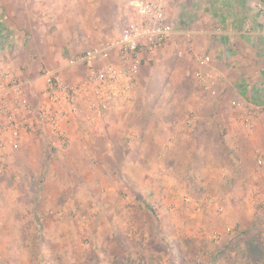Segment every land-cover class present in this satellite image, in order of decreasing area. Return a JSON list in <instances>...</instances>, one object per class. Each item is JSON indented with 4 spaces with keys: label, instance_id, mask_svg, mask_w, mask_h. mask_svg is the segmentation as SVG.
Returning <instances> with one entry per match:
<instances>
[{
    "label": "rangeland",
    "instance_id": "rangeland-1",
    "mask_svg": "<svg viewBox=\"0 0 264 264\" xmlns=\"http://www.w3.org/2000/svg\"><path fill=\"white\" fill-rule=\"evenodd\" d=\"M44 1L41 4L52 6L58 18L57 31L52 34L49 23L42 16L39 18V13L33 12L35 20L34 17L31 20L39 28H48V37L69 38L74 44L73 52L59 66L66 63V68L70 58L100 45H87L82 39L73 41L72 38L83 33V30L74 32L67 26L73 0ZM139 1L143 0H80L78 9L82 13L77 10L76 13L82 20L79 15L83 14L85 6L97 8V14L85 25L92 27L95 23L99 26L102 19L106 21L108 9L109 15L123 10L119 23L123 27L135 18V4ZM163 1L167 12L170 0ZM118 2L122 5L116 9ZM259 3L264 5V2ZM66 7L69 11L60 12ZM256 9L258 12V5ZM181 16L184 14L176 10L175 17ZM2 38L0 32V42L5 41V37ZM14 40L5 42L15 45ZM187 43L191 45L192 40ZM13 44L12 51L15 50ZM164 53H159L154 61L143 67L140 85L125 111L113 117L108 113L106 118L110 124L106 127L83 121V107H88L87 101H81L80 121L73 124L70 132L73 134L71 140L75 138V149H81L86 155L80 157L73 151L55 150L50 145V134L32 132L29 134L32 140L14 149L9 161L0 166L2 171L11 168L17 174L0 173V264L262 262L264 165L259 167L257 161L264 160V152L247 141L245 136H251L253 131L242 126L228 102L222 104L217 112L219 115L213 119L224 143L216 139L210 143L211 150L204 151L200 159L197 158L199 153L196 158L189 159L188 154L200 145L196 138L192 144L183 145L182 150L189 152L187 155L186 150L181 154L176 145L178 141L168 138L176 148L169 151L176 156L166 162L156 159L154 154L151 156L153 146L157 145L154 133L163 139H166L165 132L171 135V128H158L167 114H174L172 121H185L189 119V111L185 110L197 98L205 104L213 102L212 97L200 91L202 86L197 79L200 69L196 62L193 59L188 62L180 50L170 57ZM16 64L25 63L11 62L8 70L1 73H14L11 68ZM62 77L65 84L77 86L86 74L82 68H75L64 72ZM154 108L160 111H151ZM206 113L204 117L209 114ZM133 132L135 137L130 138ZM189 134L195 137L193 132ZM103 143L108 145L110 162L116 164L113 163L112 171L101 166L107 162L102 154ZM215 147H221L222 157L221 151L216 155L212 153ZM125 152L139 158H127L119 166L118 162L123 159L117 154ZM131 163L137 164L133 165L134 169ZM9 179L17 183L23 180V183H15V190L4 187ZM19 198L25 200L24 210L11 207L10 201L19 202ZM19 211L24 212L20 216L24 222H18L16 214Z\"/></svg>",
    "mask_w": 264,
    "mask_h": 264
},
{
    "label": "crops",
    "instance_id": "crops-1",
    "mask_svg": "<svg viewBox=\"0 0 264 264\" xmlns=\"http://www.w3.org/2000/svg\"><path fill=\"white\" fill-rule=\"evenodd\" d=\"M41 1L42 0H0V32L3 37L2 39H4V37L5 41H7V39L9 41L10 39H15V45L11 43L14 45L15 50L13 51L10 42H0V74H2V70H8L7 65L9 67L11 62H24L25 64L22 66L16 64L11 68L15 70L14 73L8 72L28 82V94L31 99H33L34 104L42 100V92L45 87L44 76L46 72L59 70L60 75L64 76V72L66 73V71L70 70L65 68L66 63L62 66L59 65L62 64L61 62H63L64 59L66 60L68 54L73 52L72 48L74 46L72 40L69 38L55 39L52 35L48 37V28L43 26L39 28V25H36V22L31 20L33 17L35 20L33 12L39 13V18L42 16L46 19L47 24L49 23V29L52 31V34L57 31L56 27L60 26L56 24L58 18H55V12L52 10V6L49 5L50 8H48L47 5L44 4L46 1L43 0L44 3L42 4ZM79 1L80 0H73L69 6L71 11L67 26H69L70 30H74V32L83 30L82 36L77 35V38L75 37L76 39L72 38L74 42L82 39L81 41H86L87 45H101L105 41L112 40L121 34L122 29L127 24L125 23L123 27L121 24L119 25L123 10L122 12L117 10L114 12L116 13L115 15H109L110 12L108 9L106 21L102 19L99 26L95 23L92 27H89L85 25H88L89 21H92L93 16L97 14V8L85 6L83 14L79 15L83 17L81 20L76 13V10L77 12L80 11V14L82 13V11L78 9ZM258 2H264V0H177L176 2L170 0L167 16L169 21L173 23L177 33L161 52L164 51L167 57H170L169 55L173 54L176 50H180L182 53L184 52L183 54L186 56L188 62H192L191 60L193 59L200 70L204 69V67L195 60L197 56L211 57L212 65L210 69L218 80V86L214 89L215 94H213V90H206L204 87H202V89L200 88V91H202L204 95L206 94L205 96L212 97L213 102L205 104L203 101H197V98V102L195 101L192 106L189 108L187 107V110H185V112L189 111L187 116L189 119L185 121L174 119V121H172L173 118L171 117L174 114L166 115V119L163 120V123L160 127L158 126V128H171V135L167 136L168 133L165 132L164 135L166 139H163L159 137L158 133H154V143L157 145L153 146L151 156L154 154L153 157L162 159L164 162L176 156L175 153L169 151L176 148L172 145L171 140L168 141V138H171L172 141L175 142L178 141L177 144H174L179 145V150L182 152V155L186 150L184 148L182 150L183 145L185 144L187 146L188 142L192 144L193 140L196 138V143L200 145L192 149V152H190L192 154H188L189 159L196 158L197 153H199L197 158L200 159L204 151L207 152L211 150L209 147L210 143H214L213 141L216 139H219L220 143H224L221 142L223 137H220L217 133V128L213 120L219 115L217 112L220 111L224 102H228L233 113L235 112L231 106L233 101H242L247 105L264 109V39L261 36L260 20L256 9ZM89 3H91V1H89ZM85 4H88L87 1ZM121 5L122 2H118L116 9H119ZM69 9L66 7L60 10V12H66L69 11ZM176 10L180 11V13L182 12L184 17L181 16L180 18H176ZM74 27L76 28L73 29ZM189 40H192L191 50L193 53L189 50L190 45L187 43ZM139 85L140 84L133 89L127 98H123L114 104L110 111V116L113 117L115 114L125 111L127 103L132 99ZM83 109L85 110V112H83L85 115L83 121L88 123V125H96L100 128H104L106 125L110 124L108 118L103 121L98 120L89 115L86 107H83ZM151 111L160 110L154 108ZM205 112L209 113H206L209 118L203 116ZM78 121L80 120L64 125L68 132L70 144L68 149L62 150V152L71 153L73 151L75 156L81 157L86 154L81 149H75V138L73 137L71 140L72 133L70 132L73 124L75 122L78 123ZM188 127H194V129L190 128L189 130ZM248 130L253 131V133L251 136H245L248 138L247 141L249 143H254L259 150H263L262 152H264V114L259 116L255 120L253 128ZM192 132L195 135L194 138H192V134H189ZM134 135V132L131 133L130 138H134ZM179 135H181V137ZM108 138V140H110V137ZM29 139V135L26 136L25 139L20 142L21 144L19 143L17 148L26 145L28 143L27 141L32 140V138ZM106 143H108V141H106ZM161 143H163V146ZM107 147L108 145L103 143L102 154L105 155L107 162L101 166L105 168V170H111L114 168L112 167L114 162H110L112 156L108 153ZM220 148L221 147L213 148L212 153L216 155L217 152L221 151ZM12 151L9 153L7 161H9ZM187 153L189 152L186 150V155ZM212 153L210 154L212 155ZM181 154H178L179 158L182 157ZM117 155L123 159L118 162L120 164L119 166H121L123 161L127 158L132 160L139 158V156L129 155L127 152ZM88 156L91 155L88 154ZM220 156H223L222 151ZM131 164V169H134L133 165H137L134 163ZM114 165L116 166L115 163ZM125 167L126 165L122 167L124 173ZM4 172L6 175H17L14 169L11 168L5 171L0 170V173ZM22 181L20 183H23ZM15 183L17 182L9 179V185L5 184L4 187L15 190V187H17ZM10 204L11 207H19L21 210H24L26 207L25 200L21 198H19V202L16 200L10 201ZM108 208L109 207H107V209ZM22 214H24V212L22 213L21 211L16 214L19 220L18 222L25 221L23 217H20Z\"/></svg>",
    "mask_w": 264,
    "mask_h": 264
},
{
    "label": "built area",
    "instance_id": "built-area-1",
    "mask_svg": "<svg viewBox=\"0 0 264 264\" xmlns=\"http://www.w3.org/2000/svg\"><path fill=\"white\" fill-rule=\"evenodd\" d=\"M257 5L264 39V5ZM176 33L164 1L143 0L135 4V18L127 22L118 37L68 60L66 68H82L86 74L77 86L65 84L59 70L48 71L42 100L34 104L28 82L9 72L0 74V166L32 132L50 134V145L55 150L68 149L70 140L64 125L80 118L81 101H87L89 115L105 120L114 104L127 98L139 84L143 67L154 61ZM196 60L204 67L197 73L198 82L215 94L218 80L210 69L212 58L197 56ZM231 106L246 129H252L255 120L264 114V109L242 101H233ZM257 165L262 167L264 160L258 159Z\"/></svg>",
    "mask_w": 264,
    "mask_h": 264
},
{
    "label": "trees",
    "instance_id": "trees-1",
    "mask_svg": "<svg viewBox=\"0 0 264 264\" xmlns=\"http://www.w3.org/2000/svg\"><path fill=\"white\" fill-rule=\"evenodd\" d=\"M16 149V148H15ZM262 262L261 263H259V264H264V257H263V259L261 260Z\"/></svg>",
    "mask_w": 264,
    "mask_h": 264
}]
</instances>
